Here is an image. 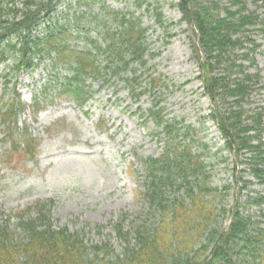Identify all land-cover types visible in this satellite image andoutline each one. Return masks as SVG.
Returning <instances> with one entry per match:
<instances>
[{
  "label": "rangeland",
  "instance_id": "374dc122",
  "mask_svg": "<svg viewBox=\"0 0 264 264\" xmlns=\"http://www.w3.org/2000/svg\"><path fill=\"white\" fill-rule=\"evenodd\" d=\"M212 1L219 5L221 15L231 8L227 0ZM242 1L245 11L257 16V22L241 34L250 42L247 40L234 53L236 63H243L252 79L240 109L246 126L255 125L252 117L259 118L256 127L260 132H250L257 135L251 143H260L264 150V0ZM77 2L60 0L51 14L52 23L65 24L67 12L71 19L75 10L80 11ZM179 3L180 0H95L87 16L69 22L75 35L89 32L93 39H100L101 29L96 25L99 19L93 17L102 5L109 10L126 11L140 22L146 30L148 50L146 67L136 66L141 85L138 91L146 89L139 99L131 95L123 80L115 79L113 84L98 80L91 88L93 96L82 108L71 95L57 96L56 79L71 75L65 65L54 68L48 60L35 70L16 76L5 64L0 65V95H6L5 88L16 86L29 107L20 114L18 125L20 129L28 127L32 138L29 141L37 152L35 160L17 162L16 166L0 162V227L14 234L19 227L18 213L29 209V213L35 212L45 205L42 212L53 227H67L69 231L85 228L87 244L107 242L111 251L118 252L122 242L115 227L120 225L123 233L132 235L133 224L143 220L149 209L144 196V160L159 157L165 142L157 136L161 128L147 114L157 103L165 119L196 130L193 149L200 147L212 185L218 184V193L227 195L226 201L217 203L231 212L238 206L240 215L248 217L252 228L264 229V184L258 183L245 162L258 155L242 149L237 156L236 149L226 148L229 140L212 115L214 110L220 113L235 106L234 99H210L202 81L201 57L198 59V55L205 54L196 51L197 32ZM70 43L82 48L90 46L79 38ZM242 54L247 58H241ZM151 73L164 81L154 90L146 83ZM50 81L55 87L44 93V86ZM35 103L41 106L38 112L31 108ZM187 143L192 145L193 141ZM6 145L0 143V153ZM24 215L29 217L28 213ZM30 215L36 216L37 212ZM229 222L230 219L225 224L228 226ZM257 245L264 256V232ZM234 261L242 264L236 256Z\"/></svg>",
  "mask_w": 264,
  "mask_h": 264
},
{
  "label": "trees",
  "instance_id": "16d2710c",
  "mask_svg": "<svg viewBox=\"0 0 264 264\" xmlns=\"http://www.w3.org/2000/svg\"><path fill=\"white\" fill-rule=\"evenodd\" d=\"M58 2L0 0V65L5 64L15 76L33 71L48 60L54 68L65 65L71 75L56 79L57 96L71 95L82 107L93 96L91 88L98 80L107 84L123 80L131 95L139 99L146 89L138 91L141 85L136 66L146 67L148 50L146 30L140 22L126 11H113L102 5L93 17L99 19L96 25L101 29L100 39L91 38L89 32L75 35L69 22L87 16L95 0H78L80 11L75 10L71 19L67 12L65 24L61 25L52 23L51 17ZM227 2L231 8L226 9L225 15L212 0H180L178 5L197 32L196 51L205 54L198 55V59L201 57L202 81L210 99H234L235 106L220 113L214 110L212 115L229 140L226 148L236 149L237 156L242 149L257 154V159L245 162L258 183L264 184V150L260 143H251L257 135H250L258 130L259 118L252 117L255 125L246 126L240 109L252 79L243 63L237 64L234 59L235 51L247 40L250 42L241 34L257 22V16L245 11L242 0ZM235 6L237 9L233 10ZM76 38L85 39L90 46L72 45L70 40ZM247 56L242 54L241 58ZM146 83L154 90L164 81L151 73ZM54 87L50 81L44 86V93ZM15 88H5L8 98L3 95L5 92L0 95V143L8 144L0 153V162L13 166L37 158L28 127L20 129L18 125L20 114L29 107ZM31 108L38 112L41 106L35 103ZM148 114L161 128L157 136L165 142L159 157L144 160V196L149 203L144 219L133 224L130 236L123 233L120 225L115 227L121 249L111 251L107 242L87 244L85 228L69 231L67 227H53L42 212L45 205H41L36 216L30 215L35 213H29L30 209L17 214L19 227L14 234L0 227V264H236L235 256L242 264H264V256L256 246L264 229L252 228L248 217L240 215L238 206L231 212L217 203L226 201L227 195L218 193V184L212 185L200 147L193 149L198 136L194 127L165 119L157 103ZM188 140L193 144H188ZM26 213L28 218H24ZM205 252L208 255L203 256Z\"/></svg>",
  "mask_w": 264,
  "mask_h": 264
}]
</instances>
